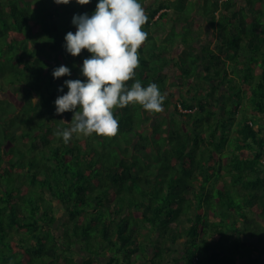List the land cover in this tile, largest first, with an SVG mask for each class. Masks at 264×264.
I'll return each mask as SVG.
<instances>
[{"label":"trees","instance_id":"trees-1","mask_svg":"<svg viewBox=\"0 0 264 264\" xmlns=\"http://www.w3.org/2000/svg\"><path fill=\"white\" fill-rule=\"evenodd\" d=\"M145 1L128 86L157 84L163 112L130 104L116 137L65 144L74 113L55 100L91 56L65 37L99 0H0V264H166L180 239L185 264H245L248 229L263 242L264 0H204L215 48L194 45L196 1ZM61 65L71 76L53 77Z\"/></svg>","mask_w":264,"mask_h":264},{"label":"clouds","instance_id":"clouds-1","mask_svg":"<svg viewBox=\"0 0 264 264\" xmlns=\"http://www.w3.org/2000/svg\"><path fill=\"white\" fill-rule=\"evenodd\" d=\"M54 2L68 5L72 0ZM76 2L83 6L91 0ZM147 21L145 8L139 0H99L91 16L87 13L74 15L72 22L77 31L66 34V50L73 57L80 56L84 50L91 56L84 59L81 69L86 81L66 80L64 86L68 92L55 100L58 115L74 113L72 127L55 132L57 137H63L65 144L73 134L116 137L119 121L114 111L130 104H139L151 113L163 112L166 93L162 94L157 84L143 87L136 80L128 86L139 67L138 50L148 37L143 31ZM64 76H71L67 66L61 65L53 71L56 79ZM59 91L63 92V87ZM32 101L38 103L39 98L34 97Z\"/></svg>","mask_w":264,"mask_h":264},{"label":"crops","instance_id":"crops-1","mask_svg":"<svg viewBox=\"0 0 264 264\" xmlns=\"http://www.w3.org/2000/svg\"><path fill=\"white\" fill-rule=\"evenodd\" d=\"M170 1L172 0H152L151 4L154 5V4H159L161 2H170ZM193 1H196L198 3L197 7L195 6L194 8L193 14L199 20H201L202 27L205 29V31H209L211 28H212L211 29L212 31H215L213 26H211V28L209 29L210 22L207 21L208 17H203L199 13V9H201L202 3L204 2V0H193ZM244 1L245 0H239V2H242V3H244ZM201 38L202 36L200 37V39H196V41H194L195 42L194 45H196V47H197L196 43L200 41ZM259 221H261L262 224L264 225V218H262ZM245 237H247L246 246L249 248L251 252L249 255L246 256V259L243 263L245 264H264V243L259 240V235L251 234L250 236V232L247 231L245 234ZM184 248H185V239H180L179 243L175 247L174 253L171 254L170 257H168V259L165 260L166 264H185V260L183 259ZM204 264H208V262H205ZM231 264H242V263L231 261Z\"/></svg>","mask_w":264,"mask_h":264},{"label":"rangeland","instance_id":"rangeland-1","mask_svg":"<svg viewBox=\"0 0 264 264\" xmlns=\"http://www.w3.org/2000/svg\"><path fill=\"white\" fill-rule=\"evenodd\" d=\"M151 2H152V0H146L145 1V4L146 5H149V4H151ZM190 4V3H189ZM187 5V7L189 8V9H191V10H193V8H194V6H190V5ZM188 10V9H187ZM186 10V11H187ZM190 11V10H189ZM189 11L187 12V13H189ZM200 11H204V8L203 7H201V9H200ZM210 27H209V29L211 28V26H212V23H210V25H209ZM196 27V26H195ZM202 28V30L204 31V35L202 36V38H201V40L200 41H198L196 44H197V46H204V44H209L210 45V47H213V48H215L216 47V37L215 38H213L212 37V39H211V36L212 35H214V31H212L211 29L209 30V31H205V29L203 28V27H201ZM192 31H194L193 32V34L195 35V31H197V28L196 29H193ZM154 33H157L156 31H153ZM216 35V34H215ZM198 39H200V38H198ZM150 45H152V43L150 44ZM179 50H176V53L178 52ZM175 54V53H174ZM176 55V54H175ZM228 106V105H227ZM229 107V106H228ZM172 108H174V106H172ZM180 109H182L181 107H180ZM243 112V107L241 108V110H240V112H239V114H241ZM65 210L64 209H60L59 210V212H58V217L59 218H62L63 217V215L65 214ZM252 216H254V215H252ZM253 223V222H252ZM253 227L254 228H257V229H261V231L263 232V235H261V237L263 238V243H264V225H262L259 221H257L256 223H253ZM249 230V232H250V230H252V229H248ZM252 232V231H251ZM251 232H250V236H251ZM248 248V247H247ZM75 251H78V253H77V257H79V253H80V249H79V247H77V248H75ZM202 257H205L204 255H203V253H202ZM79 260H80V258H79ZM82 261V260H81Z\"/></svg>","mask_w":264,"mask_h":264},{"label":"built area","instance_id":"built-area-1","mask_svg":"<svg viewBox=\"0 0 264 264\" xmlns=\"http://www.w3.org/2000/svg\"><path fill=\"white\" fill-rule=\"evenodd\" d=\"M193 264H196V262H194Z\"/></svg>","mask_w":264,"mask_h":264}]
</instances>
